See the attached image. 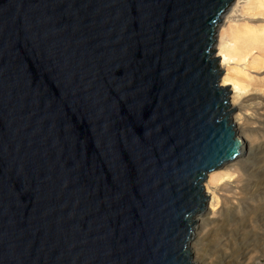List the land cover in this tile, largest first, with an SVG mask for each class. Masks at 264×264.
Instances as JSON below:
<instances>
[{
    "label": "water",
    "instance_id": "95a60500",
    "mask_svg": "<svg viewBox=\"0 0 264 264\" xmlns=\"http://www.w3.org/2000/svg\"><path fill=\"white\" fill-rule=\"evenodd\" d=\"M233 0H0V264H194Z\"/></svg>",
    "mask_w": 264,
    "mask_h": 264
},
{
    "label": "bare ground",
    "instance_id": "6f19581e",
    "mask_svg": "<svg viewBox=\"0 0 264 264\" xmlns=\"http://www.w3.org/2000/svg\"><path fill=\"white\" fill-rule=\"evenodd\" d=\"M215 50L240 150L203 182L189 249L194 264H264V0L231 2Z\"/></svg>",
    "mask_w": 264,
    "mask_h": 264
}]
</instances>
